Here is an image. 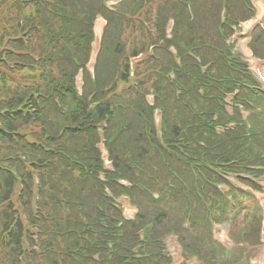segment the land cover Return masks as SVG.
I'll return each instance as SVG.
<instances>
[{"label":"trees","instance_id":"1","mask_svg":"<svg viewBox=\"0 0 264 264\" xmlns=\"http://www.w3.org/2000/svg\"><path fill=\"white\" fill-rule=\"evenodd\" d=\"M188 1L195 13L193 22L186 6L173 0H126L125 13L135 16L143 8L149 14L160 3L162 31L167 17L173 15L177 34L188 45L208 44L199 51L204 60L220 58L212 47L221 43L217 33L221 0ZM228 1L234 16L244 12L242 0ZM99 10L101 0H0V264H97L95 253L109 260L108 240L116 237L113 227L101 231L99 208H107L114 218L121 216L110 206L106 185L116 192L124 189L119 177L136 183V199L157 215L158 224L166 226L182 209L184 196L182 184L164 161L192 185L189 166L177 145L191 153L185 145L189 140L197 138L195 149H202L200 139H206L209 148L212 135L216 138L213 131H204L201 120L206 116L198 115L203 110L196 98L200 72L180 47L183 70L177 69L167 47L158 46L137 65L135 79L130 76L128 57L147 54V45L156 44L152 31L137 18H111L96 79H89L84 65L91 23ZM23 32L26 38L29 34L27 43ZM256 42L264 45L263 33ZM79 68L85 77L82 96L75 83ZM170 71L176 72V83L188 93L175 97V85L167 80ZM136 79L142 91L147 84L158 91L156 105L164 109L163 145L153 107L135 90ZM92 92L95 96L89 101L87 94ZM91 102L97 103L94 109ZM105 120H109L108 134L121 133L111 144L114 171L106 173L108 181H100L103 161L94 143L96 126ZM169 180L174 181V189L168 187ZM159 184L164 193L159 201L139 187L155 189ZM149 214L145 210L141 217ZM198 224L195 218L193 231ZM129 233L131 229L124 230L121 246L127 245ZM126 253L120 250L115 255L120 260ZM239 261L234 258L228 263Z\"/></svg>","mask_w":264,"mask_h":264},{"label":"rangeland","instance_id":"2","mask_svg":"<svg viewBox=\"0 0 264 264\" xmlns=\"http://www.w3.org/2000/svg\"><path fill=\"white\" fill-rule=\"evenodd\" d=\"M254 243L253 239L251 240H247V241H243V245L240 243L241 245V249L245 248L246 246H250ZM253 247V246H250ZM250 248H247V252L249 251ZM250 254L251 256L254 255L256 258H261L264 261V240L262 241L261 245H258L257 247L253 248L250 250ZM261 260V261H262Z\"/></svg>","mask_w":264,"mask_h":264}]
</instances>
